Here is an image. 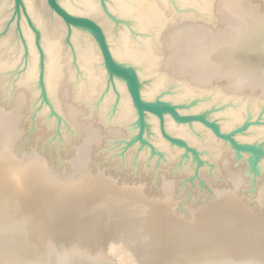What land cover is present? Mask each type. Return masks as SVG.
Wrapping results in <instances>:
<instances>
[{"label":"water","instance_id":"obj_1","mask_svg":"<svg viewBox=\"0 0 264 264\" xmlns=\"http://www.w3.org/2000/svg\"><path fill=\"white\" fill-rule=\"evenodd\" d=\"M0 264H264V0H0Z\"/></svg>","mask_w":264,"mask_h":264}]
</instances>
